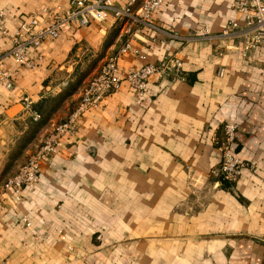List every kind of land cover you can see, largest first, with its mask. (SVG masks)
Instances as JSON below:
<instances>
[{
  "label": "crops",
  "instance_id": "0c3cea01",
  "mask_svg": "<svg viewBox=\"0 0 264 264\" xmlns=\"http://www.w3.org/2000/svg\"><path fill=\"white\" fill-rule=\"evenodd\" d=\"M230 1L162 0L145 22L109 14L71 22L28 50L41 56L33 65L3 57L14 84L0 85V185L65 117L103 59L115 56L123 72L175 52L183 74L148 76L140 97L122 81L79 116L72 136L62 135L19 199L1 194L4 264H264V45L250 60L233 46L218 45L216 54L225 21L242 22ZM67 2L0 0V9L11 31L28 11L42 25V6ZM204 24L207 36L198 31ZM125 41L143 58L118 52ZM8 45L0 35V50ZM65 85L70 93L14 156L30 123L20 97L36 104ZM224 121L235 123L231 149L243 162L233 182L216 170ZM21 215L30 225H19Z\"/></svg>",
  "mask_w": 264,
  "mask_h": 264
},
{
  "label": "built area",
  "instance_id": "2783aa9c",
  "mask_svg": "<svg viewBox=\"0 0 264 264\" xmlns=\"http://www.w3.org/2000/svg\"><path fill=\"white\" fill-rule=\"evenodd\" d=\"M161 2L162 0H68L65 7L58 4L52 7L42 6L44 24L38 25V13L30 10L20 17L11 31L5 26L4 13L0 9V35L9 40L8 47L0 50V85L10 89L14 84L13 77L3 61L5 55L19 64L33 65L41 56L39 53L30 56L28 50L36 49L44 37L56 36L71 22L83 25L92 20L101 21L107 14L113 19L130 17L135 21L145 22L150 12L159 7ZM230 6L240 11L242 22L239 23L233 18L225 21L217 33L219 44L215 47V52L222 53L219 48L221 45L233 46L239 49L242 58L250 60L253 50L264 45V0H231ZM198 31L200 35L207 36L208 27L205 24L201 25ZM230 37H238V44L226 43V39ZM126 50L143 58V54L130 46L127 41L119 46L118 52ZM114 57L111 55L100 62L85 81L77 100L65 117L55 122L16 170L4 178L0 185V207H2L3 192L9 191L14 199H19L20 190L32 186L37 181L40 162L52 157L58 151L62 135L72 136L79 116L88 108L96 106L107 93L116 90L122 81L126 82L136 97H140L144 93L145 82L150 75L158 78H183L181 56L175 52L163 54L155 60L144 61L137 66H130L123 72L118 69ZM222 71L223 67L218 66L216 72L220 74ZM19 101L21 108L32 119L38 117V113L31 108L30 97L22 95ZM234 132L235 123L224 121L220 126L219 135H215L219 149L216 170L221 180L229 182L235 180L239 167L243 164L231 149ZM18 223L20 226H27L30 225L31 220L21 215ZM0 264H4L1 258Z\"/></svg>",
  "mask_w": 264,
  "mask_h": 264
},
{
  "label": "trees",
  "instance_id": "16d2710c",
  "mask_svg": "<svg viewBox=\"0 0 264 264\" xmlns=\"http://www.w3.org/2000/svg\"><path fill=\"white\" fill-rule=\"evenodd\" d=\"M70 89L65 90L54 96L53 98H45L38 101L36 104L31 103V108L35 110L38 113V117L36 119H32L30 116V123L28 130L23 133L19 139L16 141L15 146V153L14 156L18 155L20 152V149L30 140V138L33 136L35 131L39 126H41L49 117V115L57 108V106L60 104L61 100L67 96V94L70 93ZM72 107V106H71ZM70 107V108H71ZM69 108V109H70ZM68 109V110H69ZM7 164H9L7 162Z\"/></svg>",
  "mask_w": 264,
  "mask_h": 264
},
{
  "label": "rangeland",
  "instance_id": "374dc122",
  "mask_svg": "<svg viewBox=\"0 0 264 264\" xmlns=\"http://www.w3.org/2000/svg\"><path fill=\"white\" fill-rule=\"evenodd\" d=\"M77 71H79L80 73L82 72L81 70H77ZM63 87H65V88H63V91L68 90V89L70 88V86H67V85H65V86H63ZM57 122H58V121H57Z\"/></svg>",
  "mask_w": 264,
  "mask_h": 264
}]
</instances>
